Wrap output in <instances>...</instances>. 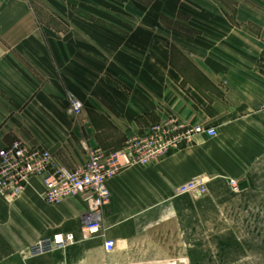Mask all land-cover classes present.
I'll return each mask as SVG.
<instances>
[{
  "label": "crops",
  "instance_id": "crops-1",
  "mask_svg": "<svg viewBox=\"0 0 264 264\" xmlns=\"http://www.w3.org/2000/svg\"><path fill=\"white\" fill-rule=\"evenodd\" d=\"M124 1L116 14L114 0H0V149L21 140L74 169L166 117L217 135L112 178L106 237L85 233L81 196L47 203L41 177L0 195V264H264V14L242 0ZM40 6L66 28L42 27ZM198 177L206 194L177 195ZM68 233L73 245L31 254Z\"/></svg>",
  "mask_w": 264,
  "mask_h": 264
},
{
  "label": "built area",
  "instance_id": "built-area-1",
  "mask_svg": "<svg viewBox=\"0 0 264 264\" xmlns=\"http://www.w3.org/2000/svg\"><path fill=\"white\" fill-rule=\"evenodd\" d=\"M69 112L79 116L83 102L74 95L68 97ZM217 135L216 127L187 125L175 118L166 117L151 124L144 133L128 138L116 151L93 148L86 165L71 169L55 164L52 154L46 149L32 147L16 140L0 149V195L13 201L22 196L34 177H41L45 185L44 199L49 204H59L65 199L81 196L87 205L84 214V231L87 235L105 236L103 225L104 207L112 197L108 182L125 168L136 165L155 164L170 153L190 142L195 135ZM234 190L239 189L237 180H231ZM207 181L198 177L177 187V195L206 194ZM73 233L41 238L31 247L32 255H41L73 245ZM105 249L116 246L113 239H105Z\"/></svg>",
  "mask_w": 264,
  "mask_h": 264
},
{
  "label": "rangeland",
  "instance_id": "rangeland-1",
  "mask_svg": "<svg viewBox=\"0 0 264 264\" xmlns=\"http://www.w3.org/2000/svg\"><path fill=\"white\" fill-rule=\"evenodd\" d=\"M115 4L114 11L116 14H121L123 12L124 6V0H114ZM148 1V0H145ZM234 1L238 0H228L227 3L231 6L233 5ZM241 1V0H239ZM242 1H248V3L255 4L257 10L263 15L264 14V0H242ZM233 8V7H232ZM37 16L39 21L41 22L42 27L51 30V31H59V29L63 30L66 28V25L59 22L57 18V12L58 9L52 8V7H37L35 8ZM84 10L90 11L89 8H84ZM83 9L78 8L77 11H83L84 13L88 14V12H85Z\"/></svg>",
  "mask_w": 264,
  "mask_h": 264
}]
</instances>
